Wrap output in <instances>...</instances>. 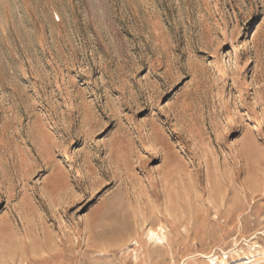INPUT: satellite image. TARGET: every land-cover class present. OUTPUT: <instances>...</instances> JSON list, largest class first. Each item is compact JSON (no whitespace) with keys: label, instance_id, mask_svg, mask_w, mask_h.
<instances>
[{"label":"rangeland","instance_id":"obj_1","mask_svg":"<svg viewBox=\"0 0 264 264\" xmlns=\"http://www.w3.org/2000/svg\"><path fill=\"white\" fill-rule=\"evenodd\" d=\"M0 264H264V0H0Z\"/></svg>","mask_w":264,"mask_h":264},{"label":"bare ground","instance_id":"obj_2","mask_svg":"<svg viewBox=\"0 0 264 264\" xmlns=\"http://www.w3.org/2000/svg\"><path fill=\"white\" fill-rule=\"evenodd\" d=\"M124 157V156H123ZM125 159V158H124ZM128 160V159H127ZM126 160V161H127ZM148 237L149 239H151L152 241H155V242H163L164 240V231L163 230H160L158 232L156 231H150L148 233Z\"/></svg>","mask_w":264,"mask_h":264}]
</instances>
